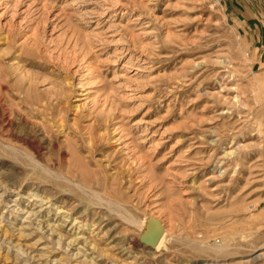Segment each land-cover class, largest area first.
I'll list each match as a JSON object with an SVG mask.
<instances>
[{
	"label": "rangeland",
	"instance_id": "374dc122",
	"mask_svg": "<svg viewBox=\"0 0 264 264\" xmlns=\"http://www.w3.org/2000/svg\"><path fill=\"white\" fill-rule=\"evenodd\" d=\"M0 264H264V0H0Z\"/></svg>",
	"mask_w": 264,
	"mask_h": 264
},
{
	"label": "water",
	"instance_id": "95a60500",
	"mask_svg": "<svg viewBox=\"0 0 264 264\" xmlns=\"http://www.w3.org/2000/svg\"><path fill=\"white\" fill-rule=\"evenodd\" d=\"M146 241H147L146 238L143 236L142 242L145 243V244H147Z\"/></svg>",
	"mask_w": 264,
	"mask_h": 264
}]
</instances>
